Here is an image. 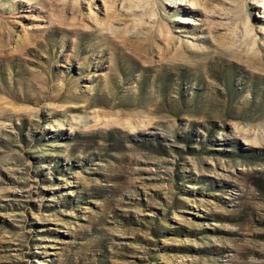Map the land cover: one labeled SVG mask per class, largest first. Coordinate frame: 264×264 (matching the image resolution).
<instances>
[{"label":"rangeland","instance_id":"obj_1","mask_svg":"<svg viewBox=\"0 0 264 264\" xmlns=\"http://www.w3.org/2000/svg\"><path fill=\"white\" fill-rule=\"evenodd\" d=\"M0 264H264V0H0Z\"/></svg>","mask_w":264,"mask_h":264}]
</instances>
